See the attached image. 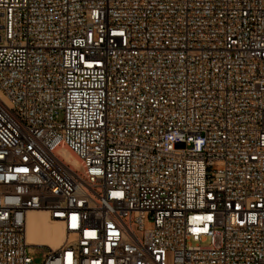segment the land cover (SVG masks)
Wrapping results in <instances>:
<instances>
[{
  "label": "built area",
  "instance_id": "1",
  "mask_svg": "<svg viewBox=\"0 0 264 264\" xmlns=\"http://www.w3.org/2000/svg\"><path fill=\"white\" fill-rule=\"evenodd\" d=\"M38 247L264 264V0H0V264Z\"/></svg>",
  "mask_w": 264,
  "mask_h": 264
},
{
  "label": "bare ground",
  "instance_id": "2",
  "mask_svg": "<svg viewBox=\"0 0 264 264\" xmlns=\"http://www.w3.org/2000/svg\"><path fill=\"white\" fill-rule=\"evenodd\" d=\"M62 156L79 166L78 159L67 150L59 151ZM65 238V231L60 222L53 221L45 211H33L28 216L27 241L32 245L57 248Z\"/></svg>",
  "mask_w": 264,
  "mask_h": 264
},
{
  "label": "rangeland",
  "instance_id": "3",
  "mask_svg": "<svg viewBox=\"0 0 264 264\" xmlns=\"http://www.w3.org/2000/svg\"><path fill=\"white\" fill-rule=\"evenodd\" d=\"M43 246V245H42ZM49 253V249L45 248V247H38L35 250V261L38 264H42L43 260L45 259V257L48 255Z\"/></svg>",
  "mask_w": 264,
  "mask_h": 264
}]
</instances>
